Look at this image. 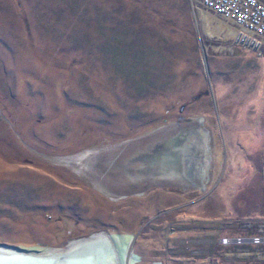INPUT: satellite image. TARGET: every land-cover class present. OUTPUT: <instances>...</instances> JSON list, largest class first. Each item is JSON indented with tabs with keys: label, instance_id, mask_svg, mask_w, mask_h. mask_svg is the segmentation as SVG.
<instances>
[{
	"label": "rangeland",
	"instance_id": "obj_1",
	"mask_svg": "<svg viewBox=\"0 0 264 264\" xmlns=\"http://www.w3.org/2000/svg\"><path fill=\"white\" fill-rule=\"evenodd\" d=\"M193 3L0 0V246L264 264V50Z\"/></svg>",
	"mask_w": 264,
	"mask_h": 264
},
{
	"label": "bare ground",
	"instance_id": "obj_2",
	"mask_svg": "<svg viewBox=\"0 0 264 264\" xmlns=\"http://www.w3.org/2000/svg\"><path fill=\"white\" fill-rule=\"evenodd\" d=\"M221 29L223 30L221 31ZM211 31L215 36L222 35L224 32L223 37H234L233 30L231 28H225L221 24H219L218 27L213 26ZM226 34L228 36H226ZM180 137L181 136L178 138H173L172 140L168 141L165 146L176 152V150L179 148L178 145L180 146V144L185 142V139L180 140ZM181 141L183 142L181 143ZM197 143L199 144L200 141ZM162 157L169 160L171 162L170 164L173 163L176 165L174 160L179 159V157L180 162L183 164L184 154L182 152L178 156H173L171 153L169 154L164 151L162 153ZM176 172L177 176H181L183 174V172L179 170L178 166ZM107 240V238L98 237L97 239H94V241H86L87 243H76L74 244L75 246L73 249H69L61 255H40L33 252L25 253L14 248L0 246V264H128L127 257L123 250L115 251L112 245L109 243V240ZM226 241L229 243V239H226Z\"/></svg>",
	"mask_w": 264,
	"mask_h": 264
},
{
	"label": "built area",
	"instance_id": "obj_3",
	"mask_svg": "<svg viewBox=\"0 0 264 264\" xmlns=\"http://www.w3.org/2000/svg\"><path fill=\"white\" fill-rule=\"evenodd\" d=\"M203 11L234 32L233 43L261 54L264 50V0H194ZM196 6V7H197Z\"/></svg>",
	"mask_w": 264,
	"mask_h": 264
},
{
	"label": "water",
	"instance_id": "obj_4",
	"mask_svg": "<svg viewBox=\"0 0 264 264\" xmlns=\"http://www.w3.org/2000/svg\"><path fill=\"white\" fill-rule=\"evenodd\" d=\"M198 141H202V140L199 139ZM194 145H196L197 148H198V144H197V142H195ZM186 149H187V145H185V147H184V151H183V154H184V155L187 154V153H186ZM185 156H186V155H185ZM184 160H185V157H184V159H183V162H184V163H187V161H184ZM184 163H183V164H184ZM171 165H172V167H174L173 164H171ZM109 248H110V247H109ZM20 251H21V250H20ZM23 252L28 253L29 251L25 250V251H23Z\"/></svg>",
	"mask_w": 264,
	"mask_h": 264
},
{
	"label": "flooded vegetation",
	"instance_id": "obj_5",
	"mask_svg": "<svg viewBox=\"0 0 264 264\" xmlns=\"http://www.w3.org/2000/svg\"><path fill=\"white\" fill-rule=\"evenodd\" d=\"M73 248V247H72ZM131 263L133 264V261L131 260Z\"/></svg>",
	"mask_w": 264,
	"mask_h": 264
}]
</instances>
